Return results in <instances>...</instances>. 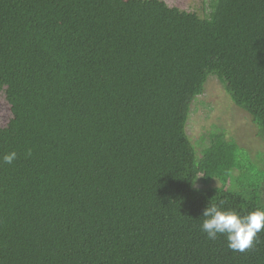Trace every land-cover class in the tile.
<instances>
[{"label": "trees", "instance_id": "1", "mask_svg": "<svg viewBox=\"0 0 264 264\" xmlns=\"http://www.w3.org/2000/svg\"><path fill=\"white\" fill-rule=\"evenodd\" d=\"M212 76L261 150L191 141ZM0 91V264H264L201 230L264 210V0H0Z\"/></svg>", "mask_w": 264, "mask_h": 264}, {"label": "rangeland", "instance_id": "2", "mask_svg": "<svg viewBox=\"0 0 264 264\" xmlns=\"http://www.w3.org/2000/svg\"><path fill=\"white\" fill-rule=\"evenodd\" d=\"M164 1L168 5L183 9L201 6V0ZM10 116L9 105L4 93L0 91V126L5 125ZM185 129L197 148L201 141L207 142L208 135L213 131H223L226 136L234 138L239 144L252 148L253 152L261 150L263 146V142L255 136L256 126L250 122L244 111L233 104L215 76L209 77L203 93L192 99ZM213 184L218 182L215 181Z\"/></svg>", "mask_w": 264, "mask_h": 264}, {"label": "clouds", "instance_id": "3", "mask_svg": "<svg viewBox=\"0 0 264 264\" xmlns=\"http://www.w3.org/2000/svg\"><path fill=\"white\" fill-rule=\"evenodd\" d=\"M16 153L11 152L3 157L4 163L11 164ZM201 230L209 239L215 240L224 235L227 246L240 252L250 248L254 238L264 229V210H255L247 215H240L234 210H222L217 204H207L202 210Z\"/></svg>", "mask_w": 264, "mask_h": 264}]
</instances>
